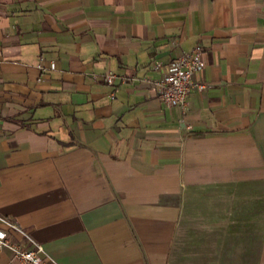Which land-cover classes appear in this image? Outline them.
<instances>
[{
	"label": "crops",
	"instance_id": "obj_1",
	"mask_svg": "<svg viewBox=\"0 0 264 264\" xmlns=\"http://www.w3.org/2000/svg\"><path fill=\"white\" fill-rule=\"evenodd\" d=\"M0 216L58 264H264V0H0Z\"/></svg>",
	"mask_w": 264,
	"mask_h": 264
},
{
	"label": "built area",
	"instance_id": "obj_2",
	"mask_svg": "<svg viewBox=\"0 0 264 264\" xmlns=\"http://www.w3.org/2000/svg\"><path fill=\"white\" fill-rule=\"evenodd\" d=\"M202 47L195 45L189 52L183 53L168 64V72L161 80L153 83V90L157 97L168 107L183 109L186 97L193 89L201 91L204 84L195 82L193 75L201 72L204 67L202 59ZM155 63L153 67L159 68ZM125 83V77H117L114 73L108 72L103 80L109 86H115L116 79ZM0 222L6 229H0V252L9 250L13 259L22 264H58L47 256L42 247L35 243L28 233L14 220L0 216ZM20 237L27 246H21L12 240V236ZM7 264H11L10 262Z\"/></svg>",
	"mask_w": 264,
	"mask_h": 264
}]
</instances>
